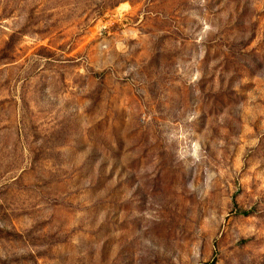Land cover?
<instances>
[{"label": "rangeland", "instance_id": "rangeland-1", "mask_svg": "<svg viewBox=\"0 0 264 264\" xmlns=\"http://www.w3.org/2000/svg\"><path fill=\"white\" fill-rule=\"evenodd\" d=\"M0 264H264V0H0Z\"/></svg>", "mask_w": 264, "mask_h": 264}]
</instances>
